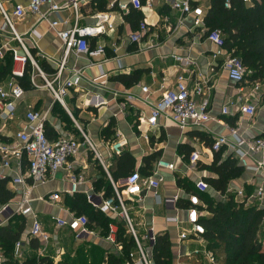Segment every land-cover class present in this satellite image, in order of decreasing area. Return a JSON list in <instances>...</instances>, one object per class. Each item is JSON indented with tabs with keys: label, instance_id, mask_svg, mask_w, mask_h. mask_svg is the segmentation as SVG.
I'll return each instance as SVG.
<instances>
[{
	"label": "crops",
	"instance_id": "1",
	"mask_svg": "<svg viewBox=\"0 0 264 264\" xmlns=\"http://www.w3.org/2000/svg\"><path fill=\"white\" fill-rule=\"evenodd\" d=\"M29 1L0 0V5L6 13L11 15L16 5L26 6ZM65 1L55 0V3L61 5ZM142 1V7L137 10L130 5L129 0H80L77 25L103 28L104 32L89 38L88 43L91 49L104 48V56L89 58L76 56L73 53L69 54L62 72V81L71 78L73 72L77 70H79L80 77L64 98L65 106L54 101L52 95L45 88L33 89L30 87L29 91H24L12 119L4 124L0 123V142L16 143L15 135L24 127L23 117L30 109L46 115L45 126L47 125V131L51 137L71 135L83 145L84 140L81 134L83 132L106 163L107 172L94 159L89 148L86 145L82 146L78 162L74 165V172L81 173L85 177V184L80 187L78 194L84 195V191L92 189L96 197L99 195L103 197V193L94 190L95 182L104 174L111 184L109 170L114 165V159L117 156L130 154L135 160V173H138L140 177L141 172L138 169L143 167V159L154 153L158 156L151 163L150 175L156 169L157 160L173 164V171L158 169L159 174L163 177V182L156 190L158 199H155L153 193L144 191L140 200L133 198L126 201L125 205H128L127 211L132 213V216L129 213L128 216L138 239V231L135 227L141 228L142 237L140 240L144 241H147L145 236L150 237V231L153 236L167 234L173 262L178 264L182 258H188V253L195 250L209 251L203 237L189 238L183 242L178 240L179 232L189 228L186 224V209L189 205L188 197L190 195L197 194L199 196L201 211L206 208L202 198L205 201H225L229 194L234 196L235 201L245 202L246 206L256 205L258 209L264 211V175L252 170L257 161H264V153L252 154L248 150L246 163L250 169H246L240 165L237 157L228 147L223 146L217 152L211 150L213 139L219 135L226 136L228 142L233 143V139L229 135V128L237 129L240 138L245 140L264 136V99L262 98L264 83L257 94L255 114L249 117L241 113L236 104L238 90L243 89L244 93H249L252 83L246 80L243 84H236L228 78L227 72L223 68L227 51L224 48L218 49L206 39L205 31H203L206 28H193L192 16H183L180 11L172 8L171 5L174 2L183 0ZM117 2L127 4L128 10L123 12L116 5L112 6ZM190 3L192 7H199L203 13L209 7V0H190ZM48 9V5L41 8V14L46 15L47 21L40 20L39 15H28L23 21H14V30L21 37L41 71L50 76L58 70L63 54V44L55 32L50 29L49 22L58 21L56 29L66 31L73 27L76 21L71 10L47 14ZM132 9L142 15L148 28V34L138 43L131 42L129 38L138 28L137 26L133 29L127 20ZM3 23L0 11V42L8 43L10 49L19 50L18 43L11 40L12 34L9 31H2ZM174 55L189 57L194 63L191 68L182 73L190 89L194 84L207 83L205 93L209 98L210 120L202 127L180 130L167 116L160 117L155 127H148L144 123L149 117V108L157 101L161 92L175 87L176 78L181 70L173 58ZM8 57H10V52L6 51L0 58V65H4ZM41 64L45 66L46 71L41 68ZM10 66L12 69V62ZM120 76L130 77L136 81L133 85H129L127 81L121 82L118 79ZM9 78L7 75L0 80V86L4 89H7ZM38 83L42 84L41 81ZM144 87L148 89L146 93L141 90ZM127 95L133 96L134 99L129 100ZM194 98L198 101L197 96ZM54 105L60 106L65 116L59 117L56 109L53 113ZM225 107L227 113L223 114L222 110ZM140 119L144 122L140 123ZM111 120L115 124V135L111 140L104 141L101 138V132ZM116 139L126 141V145L119 155L111 154L107 148V144ZM188 152L190 154L186 156ZM193 152L199 154V160L194 165L190 163V155ZM216 154L222 160L230 157L235 159L238 166L243 168L242 174L229 181L223 195L209 185V189L205 193H199L195 188L197 181L216 178L215 174L205 168L213 162ZM26 168L25 161H22L19 167L15 159H10V166L3 168L0 159V175L9 179L8 189L14 194V198L8 203L10 209L8 214L0 213V227L7 226L9 220L14 217L25 222L19 241L21 258L17 260L13 255L15 260L21 263L33 258L48 257L54 263L67 260V262L78 264V254L80 255L82 252L85 253L86 260L89 255L92 256L96 249L104 252L105 256L110 251L117 253L116 248L105 240L108 228L104 229L98 222L89 224L88 229L91 233L83 235L80 239H75L74 233L68 228L56 226V218L67 221L70 215L74 214L68 206V200L74 195L66 193L70 184L64 172L57 173L53 179L37 184L30 190L31 211L50 239L44 245L39 237H32L30 235L32 215L22 216L10 213L15 210L22 197V189L14 187L11 181L19 174H25ZM123 180H118V185L122 186ZM27 184L31 185V182L28 180ZM258 187L263 188V198L260 202L253 198ZM239 191L241 195H238ZM51 193H59L60 201L57 204L51 205L37 200L39 197L48 196ZM174 196L177 197L174 206H165L164 199ZM3 206L0 205V209ZM202 212L203 217L209 216L207 211ZM101 215L108 218L109 224H114L116 230H118V224L124 221L119 210L114 214ZM172 216H176L181 223L179 225L167 223L166 218ZM262 229L264 230L263 222ZM63 236H68L66 244L62 241ZM31 239L37 242L36 248L31 247ZM261 241L264 250V238ZM147 243L150 242L147 241ZM152 245L150 243V246ZM192 245L195 247L191 248ZM149 250L151 251V247ZM1 252L0 250V264L4 262ZM14 252L15 246L13 254ZM66 254H70L71 259H67L68 255ZM72 257H74L73 261ZM196 258L201 264H209L201 255Z\"/></svg>",
	"mask_w": 264,
	"mask_h": 264
},
{
	"label": "built area",
	"instance_id": "2",
	"mask_svg": "<svg viewBox=\"0 0 264 264\" xmlns=\"http://www.w3.org/2000/svg\"><path fill=\"white\" fill-rule=\"evenodd\" d=\"M245 5L253 3L255 0H241ZM80 0H66L63 4H56L55 0H30L28 5H16L13 12L6 13L1 5L0 11L4 20L2 31H9L12 34L11 40L18 43V49H10L8 43L4 44L0 42V58L3 57L6 51L10 52L13 68L9 75V81L7 82V89L0 86V123L12 119L15 114L16 107L20 99L24 95L23 88L18 84V80L22 79L29 68V84L33 89L45 88L53 97L54 101L60 105H64V98L69 94L72 87L76 85L79 80V70L74 71L71 78L62 81V72L65 69V64L70 53L76 56H86L89 58H96L104 56V48L97 47L90 48L88 39L95 37L103 33L102 27H88L77 25L79 19L78 4ZM130 5L134 9H140L142 7L139 0H129ZM44 5H48L47 14H56L60 11L71 10L75 15V24L73 27L66 31L57 30L59 24L58 21L49 22V27L52 29L56 36L62 41L63 54L60 61L58 70L55 74L47 76L39 68L35 59L29 53L28 48L22 42L20 36L15 33L14 21H23L28 15H39L40 20L47 21L46 15L41 14V8ZM120 11L126 12L128 5L123 3H113ZM172 8L178 10L183 16H192V26L196 29H204L203 17L204 13L199 7H192L190 0H183L180 2H174ZM224 7L230 8V0H225ZM111 27L109 26V29ZM206 39L215 45L218 49L224 48V39L220 30H208L204 29ZM148 34L147 24L141 21L136 31L130 35V41L138 43L140 40ZM115 47V45H113ZM174 60L178 63L181 73L176 78L175 87L172 89H165L161 92L160 97L155 103L152 104L149 117L145 122L140 119V123H146L148 127H155L160 117L167 116L180 130L189 129L192 127H202L206 122L210 120L209 116V98L206 91V82L197 83L190 87L188 86L183 72L191 68L194 63L189 57H183L174 55ZM223 68L227 72L228 78L236 83L243 84L246 82V73L241 65V62L236 57H232L231 54H227V57L223 63ZM41 81L42 84L38 83ZM261 85L259 82H253L250 87L249 93H244L243 89H239L237 96V106L239 111L249 117H252L256 112V102L258 100V93ZM146 93L148 89L146 87L141 89ZM194 96L198 97V101ZM129 100H133V96L127 95ZM223 114L227 113V108L222 110ZM24 127L17 131L15 135L16 143L6 144L0 142V159L1 166L8 168L10 166V159H15L20 167L21 162L27 163L25 174H19L15 179L11 181V184L16 188L22 189V197L17 203L14 211L17 215L27 216L32 215L33 221L30 228V235L32 237H39L44 245L47 244L50 239L49 235L43 230L41 223L37 221L35 214L31 211L30 203V190L37 184L45 183L47 180L53 179L59 172H64L67 175L70 188L66 192L69 195H75L80 193V187L85 184V177L81 173H75V163L78 162V156L80 148L86 145L94 159L102 166L107 172L106 163L103 161L101 155L96 150L95 146L88 140V138L81 132L84 144L76 140L71 135L59 136L55 140H49L45 135V121L46 115L42 112L35 110H28L24 117ZM229 135L233 139V143H229L226 136L219 135L213 139L211 150L214 152L220 151L223 146L228 147L229 150L237 157L240 165L246 169H250L247 166L246 158L248 150L252 154L264 153V136L254 138L252 140H245L240 138L237 129L229 128ZM147 139V137H146ZM107 144V143H106ZM126 145V141L123 139H116L107 144V148L113 155H119L123 147ZM247 149V150H246ZM199 160V154L193 152L190 155V163L194 165ZM155 171L147 178H141L138 173L126 178L122 182L124 187L119 191L116 185L111 181L114 197L105 199L99 195L94 196L93 190L89 189L84 191L87 202L101 214L109 215L116 213L119 210L121 217L125 220L129 233L132 235L136 249L129 254V258L134 264L143 263L150 264L148 258L143 252L142 245L133 229L132 223L128 216L126 209V201L133 198L140 200L141 194L146 192L153 193L155 199H158L156 190L163 182V177L159 174L158 169H166L169 171L174 170V165L163 160H157L155 163ZM252 170L264 175V161H257ZM0 178H6L4 175H0ZM31 182V185L27 184V181ZM195 188L199 193H205L209 186L206 182L199 180L195 184ZM241 195V192H238ZM254 199L259 200L263 198V188L258 187ZM40 202L48 204H57L60 201L59 193H51L48 196L39 197L37 199ZM177 201V197H170L164 199V205L174 206ZM189 205L186 209V224L188 229H182L178 234V240L180 242L186 241L189 238L198 239L204 235V228L200 223L203 212L199 209L201 202L197 194L190 195L188 197ZM10 209L8 204L4 205L0 209V213L8 214ZM55 224L58 228L66 227L74 233L75 239H80L83 235L91 233L88 229V219L84 215L76 216L70 215L69 220H63L56 218ZM167 223L179 225L181 221L176 217H167ZM262 222L264 223V217ZM116 226L114 224L108 225V234L105 240L114 246L118 252L121 251V246L116 245ZM155 236H145V239L150 243H154ZM20 242L15 245L14 257L17 260L21 258ZM188 257L203 256L209 264H214L215 259L211 252L193 251L187 254Z\"/></svg>",
	"mask_w": 264,
	"mask_h": 264
},
{
	"label": "trees",
	"instance_id": "3",
	"mask_svg": "<svg viewBox=\"0 0 264 264\" xmlns=\"http://www.w3.org/2000/svg\"><path fill=\"white\" fill-rule=\"evenodd\" d=\"M142 0L140 3L142 4ZM225 0H209V7L204 13L203 21L208 30H220L224 39V49L232 57L238 58L246 73L245 80L253 83H264V0H255L249 5H245L241 0H230V8L224 7ZM127 17V16H126ZM132 28L135 29L142 19V15L131 10L127 18ZM11 57H8L4 65H0V80L11 73ZM46 71L44 65H40ZM29 68L18 84L24 91H29ZM121 82L127 81L133 85L136 81L133 78L120 76ZM128 79V80H127ZM264 99V93L262 94ZM59 117L65 116L64 111L58 105H54ZM115 124L111 120L101 132L104 141L111 140L114 133ZM45 126V135L49 140H55L56 136L51 137ZM190 152L186 154L188 156ZM158 155L156 153L143 159V167L138 169L141 178L149 177V170L152 161ZM216 178H206V182L211 188L220 194H224L230 180L239 177L243 168L239 167L236 160L227 158L222 160L219 155H215L213 162L206 166ZM112 181L121 191L124 187L118 185V180L126 179L135 173V160L130 154H122L114 159V165L109 170ZM9 179L0 178V205L8 204L14 194L8 189ZM94 190L102 192L105 199L114 197V192L109 179L103 174L95 182ZM202 201L209 216L202 217L200 223L204 228L203 239L207 243L208 250L213 254L214 264H264V250L262 239L264 230L262 220L264 211L258 209L256 205L246 206L245 202L235 201L233 195H227L225 201ZM70 210L77 216L84 215L88 219V226L92 223H99L104 229L108 228L110 220L103 217L99 211L87 203L85 196L76 194L68 200ZM14 217L7 226L0 227V250L4 257L3 264H74L73 262L54 263L48 257H39L19 263L13 258L14 246L20 241V236L24 230V221ZM16 220V221H15ZM144 241V240H143ZM142 245V241L139 238ZM116 245L121 246V251L109 252L105 256L104 252L97 250L84 257L85 253L78 254V264H134L129 258V254L136 249L135 241L129 233L127 224L124 221L118 224L116 233ZM151 247L150 264H172L171 245L167 234L155 235L154 243ZM30 245L37 247V242L31 239ZM93 252V251H92ZM186 259L182 258L181 260ZM199 259L193 257L190 264H200ZM143 264V263H137Z\"/></svg>",
	"mask_w": 264,
	"mask_h": 264
},
{
	"label": "rangeland",
	"instance_id": "4",
	"mask_svg": "<svg viewBox=\"0 0 264 264\" xmlns=\"http://www.w3.org/2000/svg\"><path fill=\"white\" fill-rule=\"evenodd\" d=\"M7 61V60H6ZM5 62V61H4ZM6 63V62H5ZM128 207V205L126 204V208ZM128 213H129V215H131L132 216V213H130V211H128ZM133 218V217H132ZM17 221H19L20 219H16ZM15 220V221H16ZM133 222H134V219H133ZM134 224H135V222H134ZM135 229L138 231V236H139V238H141L142 237V231H140L141 230V228L140 227H135ZM67 238H68V236H63L62 237V241H63V243L64 244H66L67 243ZM70 239H72L71 237H70ZM142 241V248H143V252L145 253V255L147 256V257H150V250H149V244L147 243V241H143V240H141ZM195 247V245H192L191 246V248H194ZM2 253V252H1ZM66 255H68V258L67 259H71L69 256H70V254H66ZM73 258L74 257H72V261H73ZM193 257H188V258H186V259H183V260H180V262L178 263V264H190V263H193V262H190V260L192 259ZM66 262H67V260H65ZM71 262V261H70ZM190 262V263H189ZM3 264V263H2ZM172 264H176V262H173V259H172ZM195 264V263H194ZM198 264V263H197ZM201 264V263H200Z\"/></svg>",
	"mask_w": 264,
	"mask_h": 264
},
{
	"label": "water",
	"instance_id": "5",
	"mask_svg": "<svg viewBox=\"0 0 264 264\" xmlns=\"http://www.w3.org/2000/svg\"><path fill=\"white\" fill-rule=\"evenodd\" d=\"M149 235L151 236L152 235V232L150 231Z\"/></svg>",
	"mask_w": 264,
	"mask_h": 264
}]
</instances>
